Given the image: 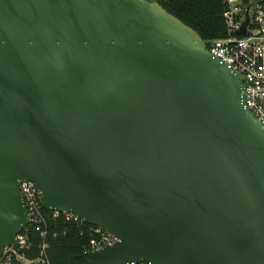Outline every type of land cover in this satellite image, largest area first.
<instances>
[{
    "label": "water",
    "instance_id": "water-1",
    "mask_svg": "<svg viewBox=\"0 0 264 264\" xmlns=\"http://www.w3.org/2000/svg\"><path fill=\"white\" fill-rule=\"evenodd\" d=\"M23 180L115 239L89 264H264V127L158 0H0V259Z\"/></svg>",
    "mask_w": 264,
    "mask_h": 264
},
{
    "label": "built area",
    "instance_id": "built-area-1",
    "mask_svg": "<svg viewBox=\"0 0 264 264\" xmlns=\"http://www.w3.org/2000/svg\"><path fill=\"white\" fill-rule=\"evenodd\" d=\"M223 5L222 20L225 34L221 38L205 42L209 54L242 78L243 101L247 110L264 127V0H220ZM250 23L245 36L237 35L246 18L248 6ZM21 200L28 223L16 236L17 246L4 249L0 264H50L47 250V222L56 219L60 212L42 207L36 186L26 180L18 183ZM44 209V210H43ZM65 220L76 224L81 234L89 238L84 252L101 250L115 239L95 226L84 223L72 214L61 213ZM36 233L41 239L38 255L28 260L20 251L30 248L29 234ZM83 252V253H84ZM147 264V263H139Z\"/></svg>",
    "mask_w": 264,
    "mask_h": 264
},
{
    "label": "trees",
    "instance_id": "trees-1",
    "mask_svg": "<svg viewBox=\"0 0 264 264\" xmlns=\"http://www.w3.org/2000/svg\"><path fill=\"white\" fill-rule=\"evenodd\" d=\"M158 4L170 15L194 30L203 41L224 36L225 26L222 20L223 5L220 0H158ZM44 210V209H43ZM45 212H48L44 210ZM47 255L50 264H89L82 258L87 248L86 234L73 222L65 220L63 214L47 222ZM30 248L20 251L28 260L36 259L37 247L41 242L38 234H29ZM13 264H18L16 261Z\"/></svg>",
    "mask_w": 264,
    "mask_h": 264
}]
</instances>
